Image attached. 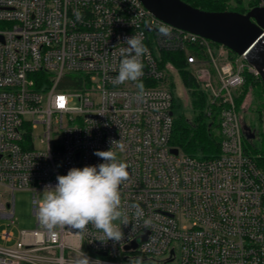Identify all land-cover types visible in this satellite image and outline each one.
I'll return each mask as SVG.
<instances>
[{
  "label": "built area",
  "instance_id": "1",
  "mask_svg": "<svg viewBox=\"0 0 264 264\" xmlns=\"http://www.w3.org/2000/svg\"><path fill=\"white\" fill-rule=\"evenodd\" d=\"M243 5L247 12L264 0ZM162 24L169 37L158 35ZM139 34L149 49L144 75L114 85L125 38ZM162 52L183 53L209 113L219 108L217 156L172 152L170 78L179 71ZM246 72L260 76L243 56L158 18L142 0H0V219L9 221L0 264H76L80 252L102 264H264V170L246 151L237 106ZM119 140L123 151L111 144ZM110 148L129 172L119 189L129 223L113 222L122 241L91 223L81 235L69 226L50 233L39 222V193L72 167L103 163L94 153ZM16 190L32 191L37 217L18 239Z\"/></svg>",
  "mask_w": 264,
  "mask_h": 264
},
{
  "label": "clouds",
  "instance_id": "2",
  "mask_svg": "<svg viewBox=\"0 0 264 264\" xmlns=\"http://www.w3.org/2000/svg\"><path fill=\"white\" fill-rule=\"evenodd\" d=\"M158 35L169 37L171 27L162 24L158 28ZM127 48L120 50L123 57L119 64L118 75L112 80L114 85H120L126 81H139L144 75L142 57L148 54L149 49L143 42V34L125 38ZM143 93L142 82L137 84ZM66 100V98H64ZM58 107H64L58 103ZM120 151L124 150V144L119 141H111ZM112 148V147H111ZM96 151L94 155L104 162L98 165L85 166L83 168L72 167L67 175H57L55 186L46 185L44 196L38 208L39 222L51 233L57 226H69L70 229L79 230L81 235L91 223L96 229L102 231L107 240L120 242L124 237L121 225H128L126 213H122L120 186L129 179L128 165L120 161L116 152ZM135 208L137 218L143 216L139 206ZM121 221L117 226L113 222ZM147 225V221L145 222ZM76 264H102L100 260L91 261L90 258L80 252ZM128 264H142L141 258H130Z\"/></svg>",
  "mask_w": 264,
  "mask_h": 264
},
{
  "label": "trees",
  "instance_id": "3",
  "mask_svg": "<svg viewBox=\"0 0 264 264\" xmlns=\"http://www.w3.org/2000/svg\"><path fill=\"white\" fill-rule=\"evenodd\" d=\"M190 5L208 11L235 10L245 12L243 0H183ZM232 55H237L231 50ZM172 62L178 69L188 92L189 109L183 99L174 95L173 133L170 140L171 145L180 148L183 152L201 159L213 158L220 151L221 138L219 134V108L214 107L209 113V102L207 95L201 90L196 78L186 65L185 55L181 52H162V62ZM262 80L261 76H255L250 72L245 73V83L241 94L237 98V106H240L245 98L248 86H255ZM263 81V80H262ZM261 82V81H260ZM264 83V82H263ZM263 87V86H262ZM264 89V87H263ZM261 137L260 147L255 148L257 164L264 170V133ZM253 139H248L251 141ZM247 152H249L246 149Z\"/></svg>",
  "mask_w": 264,
  "mask_h": 264
},
{
  "label": "water",
  "instance_id": "4",
  "mask_svg": "<svg viewBox=\"0 0 264 264\" xmlns=\"http://www.w3.org/2000/svg\"><path fill=\"white\" fill-rule=\"evenodd\" d=\"M158 18L227 46L259 71L264 82V7L243 13L235 10L208 11L183 0H142ZM250 129L247 139L255 133ZM177 147L172 152L178 153Z\"/></svg>",
  "mask_w": 264,
  "mask_h": 264
},
{
  "label": "rangeland",
  "instance_id": "5",
  "mask_svg": "<svg viewBox=\"0 0 264 264\" xmlns=\"http://www.w3.org/2000/svg\"><path fill=\"white\" fill-rule=\"evenodd\" d=\"M261 81V82H260ZM255 86H247L248 89L245 98L240 106V116L243 124H246L251 131L255 133L253 140L248 141V130L244 128L245 135V147L250 154L255 156V148H259L261 144V137L259 133H264V83L260 80ZM170 82L173 83L174 95L179 96L185 102V105L189 109L190 99L184 81L179 73H174L170 78ZM263 86V87H262ZM190 111V109H189ZM43 192L39 193V199L42 201ZM15 216L16 225L12 228L15 233V238H19L20 230H29L36 227L37 217L33 214L32 208V191L30 190H16L15 191ZM8 220L0 219V234L2 229L9 228L7 226ZM0 243H4L0 235Z\"/></svg>",
  "mask_w": 264,
  "mask_h": 264
},
{
  "label": "snow or ice",
  "instance_id": "6",
  "mask_svg": "<svg viewBox=\"0 0 264 264\" xmlns=\"http://www.w3.org/2000/svg\"><path fill=\"white\" fill-rule=\"evenodd\" d=\"M60 105L63 106V98H60Z\"/></svg>",
  "mask_w": 264,
  "mask_h": 264
}]
</instances>
